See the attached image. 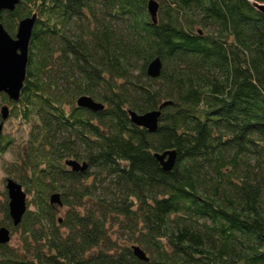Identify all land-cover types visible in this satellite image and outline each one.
Returning <instances> with one entry per match:
<instances>
[{"label": "trees", "instance_id": "trees-1", "mask_svg": "<svg viewBox=\"0 0 264 264\" xmlns=\"http://www.w3.org/2000/svg\"><path fill=\"white\" fill-rule=\"evenodd\" d=\"M156 1V22L148 0L4 11L10 33L36 20L20 97L1 96L29 136L5 167L27 193L16 226L0 187V226L19 234L0 264H264V0ZM84 94L104 108L78 106ZM165 101L155 131L130 120ZM168 149L165 170L154 154Z\"/></svg>", "mask_w": 264, "mask_h": 264}, {"label": "water", "instance_id": "water-1", "mask_svg": "<svg viewBox=\"0 0 264 264\" xmlns=\"http://www.w3.org/2000/svg\"><path fill=\"white\" fill-rule=\"evenodd\" d=\"M19 0H0V19L2 12L13 10ZM260 11L264 12V3L255 2L254 4ZM159 3L156 0H148L147 10L153 22L157 21ZM36 20V13L26 16L18 22L17 32L13 37L0 21V93L4 92L11 100H18L21 89L26 78V69L29 58V43L32 35V29ZM162 62L159 57L152 59L147 66V74L151 77L160 75ZM76 103L80 107H86L92 110H100L104 108V104L96 101L90 95H80ZM165 101L157 108L145 112H138L129 109L130 120L141 127H145L149 131H155L158 126V120L161 115L162 108L170 104ZM10 107L4 104L0 108L2 119L9 116ZM3 122L0 123V135L2 132ZM1 147V141H0ZM155 158L160 162L165 170H170L176 159V150L168 149L163 152L154 154ZM66 163L75 171H86L88 168L87 161H79L75 158L66 159ZM8 195V210L13 225H18L27 209V193L22 183L13 178H8L5 183ZM51 204L62 205L60 192H53L49 197ZM11 240V229L6 225L0 226V243L6 244ZM133 252L140 259L147 260L146 252L138 245L132 246Z\"/></svg>", "mask_w": 264, "mask_h": 264}, {"label": "rangeland", "instance_id": "rangeland-1", "mask_svg": "<svg viewBox=\"0 0 264 264\" xmlns=\"http://www.w3.org/2000/svg\"><path fill=\"white\" fill-rule=\"evenodd\" d=\"M4 131L6 134H10L11 137L15 139L14 143H18L17 146L12 144V147L10 148V151L14 152L16 154V157L19 156L20 150L23 149V147L27 146L26 144H19L24 143V141L29 136V124L24 123L21 121L20 118L12 117L5 123ZM21 146V148H20ZM11 152H7L5 154V157H9L11 159H14V157L11 155ZM5 161L4 158H0V187L5 185V182L3 183V178L9 173L7 172L6 166L4 165ZM19 242V234L16 233L11 237L10 243L15 245Z\"/></svg>", "mask_w": 264, "mask_h": 264}, {"label": "flooded vegetation", "instance_id": "flooded-vegetation-1", "mask_svg": "<svg viewBox=\"0 0 264 264\" xmlns=\"http://www.w3.org/2000/svg\"><path fill=\"white\" fill-rule=\"evenodd\" d=\"M5 16V13H4V11L2 12V17H1V19H0V21L3 23V17ZM4 25V24H3ZM5 27V26H4ZM17 27H18V25H17ZM9 32V31H8ZM16 32H17V28H16V30H15V32L14 33H10L13 37H15V34H16ZM4 92H1L0 93V108H1V106L2 105H4V104H7L9 107H10V113H9V116L6 118V119H2V117H1V114H0V123L1 122H3V127H2V132H1V135H0V141H1V147H0V158H4V161H5V166L6 165H8V164H10V163H17L18 161V156L16 157V154H14V152H12V151H10V148L12 147V144L13 145H15V146H17V144L18 143H14V141H15V139L13 138V137H11V135L10 134H6L5 133V131H4V128H5V123L7 122V120H9L10 118H12V117H14L13 116V114L11 113V106H10V104L8 103V102H2L1 101V96H2V94H3ZM6 138H8V139H6ZM19 144H21V145H23V144H26V140L24 141V143H19ZM5 145V148L3 147ZM20 148H21V146H20ZM2 149H3V151H2ZM27 147L25 146V147H23V149L22 150H20V154L19 155H27ZM7 152H11L12 154V156L14 157V159H11V158H9V157H5V154L7 153ZM66 160H64V164H65V168L67 169V170H72V171H75V170H73L72 169V167L70 166V165H68L66 162H65ZM19 163V162H18ZM20 164V163H19ZM30 169V168H29ZM25 173V172H24ZM30 173L31 172H29V170H26V174H25V176L27 177V176H29L30 175ZM8 178H13V179H15L14 178V175H12V174H9V175H7V176H5L4 177V179L5 180H7ZM19 178V177H18ZM16 180V179H15Z\"/></svg>", "mask_w": 264, "mask_h": 264}]
</instances>
